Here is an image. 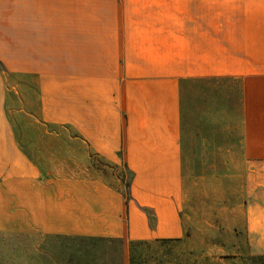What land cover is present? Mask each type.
<instances>
[{"label":"crops","instance_id":"0c3cea01","mask_svg":"<svg viewBox=\"0 0 264 264\" xmlns=\"http://www.w3.org/2000/svg\"><path fill=\"white\" fill-rule=\"evenodd\" d=\"M197 1L0 0L3 71L41 77L50 88L52 75L37 73H53L55 57L62 71L92 72L80 79L78 136L132 173L128 202L93 170L42 175L48 163L30 155L34 129L22 134L12 124L0 71V232L116 239L103 245L119 251L106 264H129V241L183 238L184 96L196 104L193 94L231 76L240 79L246 201L232 241L203 246L240 247L242 231L251 252L264 255V0L244 1L250 16L244 9L216 23Z\"/></svg>","mask_w":264,"mask_h":264},{"label":"rangeland","instance_id":"374dc122","mask_svg":"<svg viewBox=\"0 0 264 264\" xmlns=\"http://www.w3.org/2000/svg\"><path fill=\"white\" fill-rule=\"evenodd\" d=\"M244 1L247 6L252 0H198L196 5L199 14H205L206 10L209 15L212 11L216 23L222 16L230 17L232 21L234 16L243 14ZM251 7L245 9L247 16L252 14ZM59 59L55 57L53 73H37L43 78L48 74V81L52 75L51 88L49 82L39 83L41 77L4 72L0 62V71L4 72L6 81L7 114L22 134L26 129H34L29 153L39 157L42 163H48L49 167L40 168L42 175L76 178L93 170L91 173L101 174L110 187L123 195L131 177L127 166L123 162L110 163L89 152L78 136L79 87L84 79L93 78V73L62 71ZM239 84L237 77H217L212 87L208 82L204 96L199 92L192 93L196 104L188 102L190 93L184 96V195L180 216L186 231L180 239L137 247L144 264H264V255L254 254L246 246L242 231L240 247L214 249L203 246L225 240L231 242L232 228L237 229L242 221L247 186L245 175L250 169L241 154ZM47 112L53 114V120L49 116L45 120ZM45 143L48 157L52 155L47 161ZM49 245H53V240L39 233L0 232V264H67L59 258L56 263L51 260ZM73 245L75 243H68L70 247ZM94 249L89 247L91 254ZM100 250L105 263L115 256L112 251L109 254L108 248ZM57 255L55 250V257ZM69 264L82 263L74 260Z\"/></svg>","mask_w":264,"mask_h":264},{"label":"trees","instance_id":"16d2710c","mask_svg":"<svg viewBox=\"0 0 264 264\" xmlns=\"http://www.w3.org/2000/svg\"><path fill=\"white\" fill-rule=\"evenodd\" d=\"M131 173V172H130ZM132 180V173L129 181L125 184L126 192L123 194V197L126 202H128L130 198V184ZM53 240V245H49L51 252V260L56 263V258L61 259L64 263L69 264V262L76 260L77 263L82 264H106L99 262L101 258H103V252L100 250L104 246L103 245H112V243L119 242L116 239L112 238H104V237H91V236H61V235H52L49 236ZM171 239H158L160 242L170 241ZM157 241V240H156ZM63 242L66 243L63 245ZM69 242L75 243L73 246H68ZM152 242L149 241H129V264H144L145 260L142 254L136 251L137 247H141L142 245H148ZM89 245V246H88ZM99 246H102L100 248ZM89 247L96 248L93 253L89 251ZM106 249L112 251V253L116 256H119V251L115 250V247H105ZM114 249V250H112ZM118 249V248H116ZM55 250L58 252V255L55 257ZM95 251H99L96 253Z\"/></svg>","mask_w":264,"mask_h":264}]
</instances>
